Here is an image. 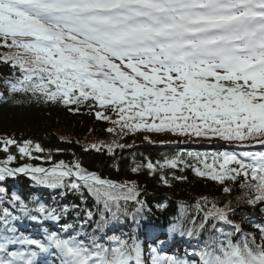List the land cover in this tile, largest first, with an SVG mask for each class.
<instances>
[{
    "label": "snow or ice",
    "instance_id": "1",
    "mask_svg": "<svg viewBox=\"0 0 264 264\" xmlns=\"http://www.w3.org/2000/svg\"><path fill=\"white\" fill-rule=\"evenodd\" d=\"M9 102L88 109L124 137L215 138L232 150L210 163L187 153L197 161L187 166L241 194L181 201L165 226L153 218L168 203L150 205L146 185L102 177L78 158L21 163L49 162L52 151L0 134V264H264V150H249L264 149V0H0V104ZM184 159L134 161L130 171L170 188L166 169ZM21 178L62 200L22 194ZM44 222L52 223L42 238L26 234ZM177 238L191 251L164 252Z\"/></svg>",
    "mask_w": 264,
    "mask_h": 264
},
{
    "label": "trees",
    "instance_id": "2",
    "mask_svg": "<svg viewBox=\"0 0 264 264\" xmlns=\"http://www.w3.org/2000/svg\"><path fill=\"white\" fill-rule=\"evenodd\" d=\"M17 99L22 98L17 97ZM112 118L115 119V116L113 115ZM113 127L114 125L110 121L97 120L94 115L89 114L88 109H82L80 113L73 114L66 108L59 106L37 105L35 103L16 105L11 102L0 104V134H12L17 139H32L39 142L45 149L52 151V160L49 162L25 160L21 163H31L46 168L61 160L71 162L74 158H78L84 168L97 172L102 177L117 181L135 179L141 185H146L149 193L155 194L154 197H148L150 205L154 207L158 201L168 203L167 211L164 213L157 212L156 217L153 218L158 224L166 226L168 217L177 213L178 204L181 201L193 204L200 196L224 201L241 194L238 185L235 186L230 196L224 194L220 185L197 177L192 169L187 166L197 163L193 157H188L187 153L207 155L210 163L211 154L232 150L229 147L222 148L227 146L224 142L215 138L208 140L194 136L145 132L129 133L124 137L119 127L118 129L115 127L113 132L107 131ZM145 136L148 139H145ZM114 142L132 147L123 150L116 149L115 154L90 148L93 144L99 148L101 145L107 146ZM168 142L169 145L165 147ZM174 146H178V148H174ZM86 148L89 150L85 151ZM57 149L62 151L57 152ZM256 150L264 149H260L259 146L253 147L252 151ZM178 155H184V161L178 162L175 169H166L172 184L170 188L159 182L158 175L149 177L146 171L138 175L130 171V168L134 166V161L141 163L147 159L157 163L163 162L165 158H175ZM0 158H2V154H0ZM172 174L177 177L184 176L186 179H173ZM10 183L12 182L10 181ZM15 183L22 194L30 195L33 199H40L41 202L52 204L54 200H62L55 192L37 187L26 178ZM63 202L70 206L75 201L71 196H68ZM53 206L55 205L53 204ZM244 215L245 213L238 214L237 221L241 222ZM252 219L259 220L261 217L256 215ZM242 222L245 230H249L248 221ZM49 225L50 222H44L40 226L28 224L27 232H35L42 228L48 230ZM34 234H38V232Z\"/></svg>",
    "mask_w": 264,
    "mask_h": 264
},
{
    "label": "rangeland",
    "instance_id": "3",
    "mask_svg": "<svg viewBox=\"0 0 264 264\" xmlns=\"http://www.w3.org/2000/svg\"><path fill=\"white\" fill-rule=\"evenodd\" d=\"M116 129H118V127H116ZM113 134V133H112ZM112 137V136H111ZM171 248V247H170Z\"/></svg>",
    "mask_w": 264,
    "mask_h": 264
}]
</instances>
